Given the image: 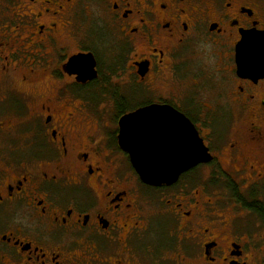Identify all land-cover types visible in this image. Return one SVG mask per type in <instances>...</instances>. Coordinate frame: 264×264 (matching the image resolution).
<instances>
[{
	"label": "flooded vegetation",
	"instance_id": "1",
	"mask_svg": "<svg viewBox=\"0 0 264 264\" xmlns=\"http://www.w3.org/2000/svg\"><path fill=\"white\" fill-rule=\"evenodd\" d=\"M261 33L264 0H0V264H264ZM152 105L210 155L170 184L119 146Z\"/></svg>",
	"mask_w": 264,
	"mask_h": 264
},
{
	"label": "water",
	"instance_id": "2",
	"mask_svg": "<svg viewBox=\"0 0 264 264\" xmlns=\"http://www.w3.org/2000/svg\"><path fill=\"white\" fill-rule=\"evenodd\" d=\"M262 34L264 33L246 36L242 44L254 40L264 41ZM250 45L246 48H250ZM258 54H264V50ZM251 57L250 53L241 54L245 61ZM80 58L83 59L81 81L94 78L96 73L91 55H81L72 61ZM245 61H238L243 69L250 65ZM118 124L119 146L129 153L135 171L147 184H170L182 172L210 160L195 126L178 111L170 112L158 105H152L122 116Z\"/></svg>",
	"mask_w": 264,
	"mask_h": 264
},
{
	"label": "rangeland",
	"instance_id": "3",
	"mask_svg": "<svg viewBox=\"0 0 264 264\" xmlns=\"http://www.w3.org/2000/svg\"><path fill=\"white\" fill-rule=\"evenodd\" d=\"M12 82H14V81H12ZM19 85H20L19 82H16V81L13 83L14 87H19ZM45 87H46V85H44V84L42 86H37L36 88H32V89L30 86H25L24 90L25 91H34V92H44Z\"/></svg>",
	"mask_w": 264,
	"mask_h": 264
}]
</instances>
